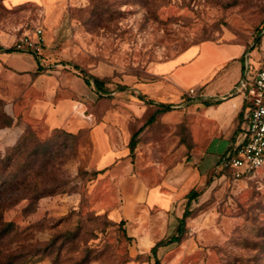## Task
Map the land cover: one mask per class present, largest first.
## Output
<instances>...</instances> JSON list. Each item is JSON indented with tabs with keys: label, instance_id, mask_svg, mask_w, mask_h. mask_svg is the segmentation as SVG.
Here are the masks:
<instances>
[{
	"label": "rangeland",
	"instance_id": "374dc122",
	"mask_svg": "<svg viewBox=\"0 0 264 264\" xmlns=\"http://www.w3.org/2000/svg\"><path fill=\"white\" fill-rule=\"evenodd\" d=\"M37 28L45 32L48 67L96 76L108 91L84 95L81 116L90 126L70 133L27 125L17 146L0 150V223L13 224L0 239V264H154L138 234L164 222L145 208V189L136 186L135 177L152 186L159 176L173 175L195 185L193 214L202 217L198 228L203 230L189 234L196 216L189 217L181 242L159 248L161 264H264V169L233 183L217 169L229 141L209 142L203 133L198 137L207 156L198 164L192 152L203 149L197 148L188 125L189 119L199 135L198 119L187 117L196 97L185 90L174 105L181 107L171 109L183 120L162 122L156 116L148 125L156 108L137 90L160 80L151 72L155 64L202 42L243 45L252 64L255 55H264V0H68L53 25L46 24L37 6L9 9L0 0V31L12 42L32 36ZM210 42L199 47L198 66L182 71L187 90L198 89L204 67L237 49ZM246 57L239 81L250 72ZM228 70L232 79L235 65ZM5 109L0 100V128L11 122ZM140 128L139 142L145 147L138 156L137 150L130 155V136ZM159 132L169 137L152 148L156 141L151 137ZM180 143L190 145L186 162L192 172L176 170L185 156L176 153ZM107 148L115 154H102ZM163 152L165 171L158 174L153 162ZM139 161L142 168L136 166ZM186 202L182 198L174 204L172 219L155 241L174 235L175 216Z\"/></svg>",
	"mask_w": 264,
	"mask_h": 264
},
{
	"label": "crops",
	"instance_id": "0c3cea01",
	"mask_svg": "<svg viewBox=\"0 0 264 264\" xmlns=\"http://www.w3.org/2000/svg\"><path fill=\"white\" fill-rule=\"evenodd\" d=\"M67 2L68 0H2V5L9 9H19L28 5L37 6L45 13L46 24L53 25L57 12L62 11ZM15 42H12V38L5 32L0 31V92H5L4 96L0 94V100L5 102V112L12 120L11 125L0 128V150L14 147L23 135L27 125H41L45 129L65 130L70 133H75L86 126H90L91 123L81 115L84 114L82 109L84 106L83 97L88 90L94 89L93 86H88L83 76L72 75L61 69L48 67L44 53L43 62L41 63L31 53L15 51L13 48ZM207 42L190 46L173 58L155 64L151 72L153 76L160 80L149 85H139L137 90L140 92V97L146 101H151L156 110L159 105L170 106L171 109L181 107L174 105L180 102L183 91H189L183 85L182 71L186 68L194 69L195 66H198L196 64H198L201 56L198 55L199 47ZM210 43L227 46L235 45L237 49L234 55H219V60L208 67H204V71L198 77L196 83L198 85L197 102L188 109L187 115L189 118L196 116L198 119L199 135L193 131L188 119L194 142L197 148L203 149L202 151L192 152V159L194 161L199 159L198 164L207 156L206 145L199 139L202 133L204 136L207 134L206 140L209 142L216 138L229 141L226 151L235 148L243 141L248 124L247 103L242 95L230 96V93L243 79L239 81L244 66L241 60H245V56H247L248 71L250 70L247 74L248 77L252 76L264 62V55H255L251 61L252 64H250V52H247V47L243 45ZM9 49H13V51L7 52ZM193 49L195 50L193 51ZM187 52H189V55H184ZM262 58L263 61H261ZM232 65H235L236 75L231 79L227 74ZM75 77L78 79H75ZM79 80L83 83H80ZM213 80H218L214 87L211 86ZM171 109L157 115L163 117L162 122H168L172 119L177 121L184 119L181 113H176L178 111ZM168 137V134L163 132L151 137L153 141H156L155 146L151 145L152 148H158L160 145L157 141L168 139ZM144 147L142 141L137 144V153L135 150L137 156L138 152L143 150ZM124 150L123 154L126 152L125 148ZM176 153L180 156L185 155L178 162L179 167L176 170L182 171L186 167L189 172H192L193 169H190L189 162H186L188 159L186 155L190 153L189 145L180 143L176 147ZM102 154L110 157L115 153L111 148H107ZM164 155L166 156L164 152L161 153V157H163H160L157 162H153V166L158 169L156 171L158 174L165 171L166 160ZM199 156L200 158H198ZM142 163L141 161L136 162L137 168H142ZM195 164L194 162L191 167H194ZM196 169L199 171V165ZM177 177V175H173V179L172 176L164 179L159 176L157 183L152 186H148L142 176L135 177L136 186L139 189H145V208L149 212H155L157 221L164 222L162 226L160 224L150 225L147 229L139 231L138 235L143 236V242L149 249L161 240L155 241L156 237L162 234L163 228L172 219L171 212L174 204L182 198L188 200L189 193L194 191L195 185L187 182L188 178ZM187 195L189 196L186 197ZM193 202L195 203V200ZM182 215L183 213L177 214L175 218L179 220ZM201 218L196 216L192 219V226L194 227L190 229L193 233L189 234H199L203 230L202 227L201 230L198 228Z\"/></svg>",
	"mask_w": 264,
	"mask_h": 264
},
{
	"label": "built area",
	"instance_id": "2783aa9c",
	"mask_svg": "<svg viewBox=\"0 0 264 264\" xmlns=\"http://www.w3.org/2000/svg\"><path fill=\"white\" fill-rule=\"evenodd\" d=\"M45 32L37 28L32 36L25 35L16 40L13 48L17 52H28L43 62L46 47ZM198 96V90L191 88L187 92ZM240 94L247 103L248 124L243 141L227 151L219 161V173H228L236 183L264 169V62L252 76L244 77L236 85L230 96Z\"/></svg>",
	"mask_w": 264,
	"mask_h": 264
},
{
	"label": "trees",
	"instance_id": "16d2710c",
	"mask_svg": "<svg viewBox=\"0 0 264 264\" xmlns=\"http://www.w3.org/2000/svg\"><path fill=\"white\" fill-rule=\"evenodd\" d=\"M186 49H184V50H186ZM12 51H13V49H9L7 52H12ZM83 77L85 79L86 84L88 86H93V88H94V90H95V92L97 94L103 95V94H106L107 93L108 90H107V87H106V82L103 79H100V78L95 77V76H88V75H84ZM139 98L141 100H144L141 97H139ZM146 103L153 104L151 101H146ZM158 107L159 108L155 111V114L152 115L148 119V121L146 122V124H148V125L149 124H152L155 121V118H156V116L159 113L166 112V111H169L171 109L170 106H165V105H159ZM11 123H12V120L6 126L11 125ZM141 132H142V128H140L139 130H137L136 132H134L130 136V140H129V143H128V149H129L130 155H134V153H135L137 144L139 143V135H140ZM15 146H17V144ZM4 158H5V160L9 161V158L7 157V155ZM104 171H105V169L96 171L94 173V177L96 178L99 174H102ZM221 175H223V177H228V179H231V177H230V175L228 173H221ZM196 198H197V193L195 191H193L191 193V195L189 196L186 204H185V209H184V212H183L182 217L178 220V225H177V227L175 229L174 235H172L170 238L161 239V240L157 241L156 244L151 247L150 252H151V254L153 255V257L155 259L154 264H161V260L158 257V250H159V248H161V247H167V246H170L172 244H178V243L181 242L182 237L186 233V220L189 217H194L196 215V214H193L194 207H192V202H193V200H196ZM120 224H122V222ZM12 227H13V224L12 223H5V224H3V223L1 224L0 223V239H3L4 236H6L7 234H9L12 231L11 230ZM5 264H10V263L7 262Z\"/></svg>",
	"mask_w": 264,
	"mask_h": 264
}]
</instances>
